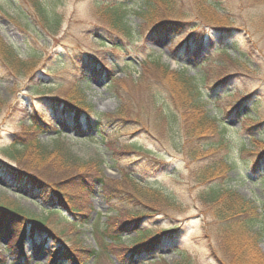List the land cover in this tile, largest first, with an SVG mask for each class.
<instances>
[{"label":"rangeland","instance_id":"obj_1","mask_svg":"<svg viewBox=\"0 0 264 264\" xmlns=\"http://www.w3.org/2000/svg\"><path fill=\"white\" fill-rule=\"evenodd\" d=\"M43 1L51 2L50 7L56 8L60 26L55 32L47 33L38 22L30 0H0V43L11 47L21 60L33 62V73L36 72L34 81L29 79V75L7 76L0 58V172L3 174L0 177V203L8 202L31 214H49L45 210L49 208L45 201L37 202L36 197L15 187L10 183L14 177L3 171L10 165L20 168L16 163H9L2 153L28 127L31 116L38 115L51 127L62 130L63 120L54 119L56 115L49 103L44 102L39 92L34 90V86L39 85L40 92L45 94L76 96L96 114L102 115V120L96 117L95 121L100 125L92 131L86 128L85 134L78 136L66 128L61 136L59 143L78 160L77 166L97 159L98 163L101 162L98 166L99 170L102 169L101 176L110 185L130 192L132 189L134 195H142L143 199L146 197L142 192L148 190L153 197L144 199V202L154 208L153 214L156 215L145 220L144 228L177 229L175 235H170L173 239H166L156 254L141 257L134 264L242 263L241 259L240 263L237 261L240 252L222 250L214 233L216 221L206 200L201 199L204 186L199 181L203 175L206 176L208 163H214L216 166L211 177L215 179L211 185L221 190L237 191L254 203L264 218V159L260 156L264 152V0H209L216 11L203 0H183L170 14L178 19L191 15L187 20L196 24V38L204 39V47L199 50L196 49L197 43H192V52L200 54V64L207 62L205 67L214 73L222 60L225 71L233 74L230 82L221 89L205 92L203 111L209 117L217 118L216 128L222 130V134L203 145L198 144V152L202 153V150L206 152L219 142L224 143L226 150L221 153L229 156L230 169L220 165L219 154L208 160L194 161L191 151L185 147L187 140L181 124L178 122L168 127L164 116V112H171L178 118L181 111L174 100L168 98L169 90L165 86L171 77L162 80L157 77L159 66L167 67L170 75L187 70L193 76L198 71L193 65L192 52L188 54L186 49L178 51L173 48L181 33H170L163 40L159 35H153L149 31L152 27L134 14L137 8L133 3L127 4L130 9L126 10L130 12L127 26L130 32L123 34L114 31L110 21L101 17L103 13L99 11L103 5L100 3L104 1ZM152 4L161 6L158 0H153ZM25 16L32 23L28 24ZM114 44L119 48L116 49ZM220 48L227 49L226 55H220ZM242 56L245 62L240 58ZM81 60L94 63L95 67L101 66L111 74L98 77L94 68H90L91 83L78 95L74 85L82 78ZM149 60L155 64L150 65V70H144L143 63L148 64ZM143 76L144 81L135 84ZM158 81L163 82L162 85ZM223 95L231 98L232 103L212 102ZM243 97H249V100L241 104ZM235 103L241 105L238 111L225 109ZM248 114L255 118H245ZM258 122L261 124L251 126ZM50 126H46L41 140L51 146L57 136L54 129L47 132ZM30 160L32 157L27 156L24 165ZM64 161L63 171H47L50 178L46 180L63 186L65 182L61 181L83 169ZM121 171L131 173L142 191L126 184ZM151 190L155 193V190H160L163 195L156 193L155 196ZM107 192L100 182H94L93 193L89 196L77 190L67 191L75 197L70 199L80 206L79 210L91 213L88 223L76 226L63 219L51 218L65 230L64 239L72 250L98 249L100 241L97 234L109 224L107 216L113 218L110 220L112 225L127 218L126 214L116 211V207L124 206L121 199L113 194L106 198ZM136 236L132 232L124 239L129 241ZM6 242L2 240L0 243V255L4 253ZM36 242L27 244V259L23 262L19 256L6 251V264H48V250L61 246L55 239L44 241L39 238ZM248 246L251 243L246 242V248ZM101 250L98 258H86L87 264H119L113 255L109 258ZM258 251L259 254L256 251L247 254L248 264H264V239L260 241Z\"/></svg>","mask_w":264,"mask_h":264},{"label":"trees","instance_id":"obj_2","mask_svg":"<svg viewBox=\"0 0 264 264\" xmlns=\"http://www.w3.org/2000/svg\"><path fill=\"white\" fill-rule=\"evenodd\" d=\"M30 1L34 4L35 17L46 32L57 31L60 26L59 17L56 8L53 9L50 7L51 2L48 4V2L43 0ZM101 1H104L100 3V6L103 5L99 11L103 13L101 17L110 21V25L113 26L114 31L118 33L125 34L130 32L127 27L129 24L128 19L130 12L128 13L126 10L130 9L129 7L127 8V4L133 3L134 7L137 8L134 14L143 18L146 24L152 27L149 31L153 33V35H159L163 40L165 36H170V33H181V35L178 36V39H180L178 41L179 43L177 42L173 47L174 50L177 49L178 51H182L186 49L189 54L192 52V43L194 42L197 43V50L204 47V39L196 38V24L193 25L192 21L187 20L191 18L190 14L187 15L186 19H178L170 15L175 6L183 0H158L161 6H158V4L153 5V0ZM203 1L210 3L209 0ZM210 6L213 9L215 8L212 2ZM161 12H165V14L162 15ZM160 15L162 16L160 17ZM24 19L28 24L32 23L30 18L25 16ZM191 26L193 28H191ZM177 40H174V42ZM114 46L116 49L119 48L118 44H114ZM218 52L220 55L224 56L228 51L225 48H220ZM192 55L193 65L198 69L193 76H190L187 70L178 71L176 73L173 72V75H170L171 71L167 67L159 66L158 68L157 77H159L160 80L168 76L171 77L168 79L165 86L169 90L168 98L170 100L173 99L177 109L181 111H179L181 118L180 116L177 118V115L171 112H164V116L168 122V127H173L174 124L178 122L181 124L187 140L185 147L191 151L190 156L194 161L208 160L210 157L212 158L219 154L220 165H224L227 169H230L228 166L230 165L228 162L229 156L221 153L226 150V145L224 143L219 142L220 145L212 146L211 149L206 152L202 150L203 154L198 152V144L202 143L201 145H203L204 142L221 136L222 130L219 131V129L216 128L218 124L217 118H211L204 113L202 102L206 95L205 92L211 89H221L230 82L233 74L225 71L226 66H224L222 60L220 65L218 67L216 66L214 73H211V71L205 67L207 62L200 64L201 59L199 53L193 51ZM0 58L5 64L7 76L11 75L18 78L22 75H29V79L34 81L33 78L36 73H33L34 63L21 60L11 47H7L0 43ZM240 58L243 59L244 62L246 61L243 56ZM80 62H82L83 65L80 70L82 78L80 81L75 82L74 85L76 87L75 93L78 95L80 93L82 94L84 87L91 83L90 75L88 74L90 68H94V74L98 77H103L105 75L109 77L111 74L110 71L107 72L101 66L95 67L94 63L90 64L87 60H81ZM148 62V64L143 63L145 66L144 70L148 68L150 70V65L155 64L150 60ZM143 64L141 63L140 66L143 67ZM144 79L145 76L135 81V84H141ZM158 82L160 85L163 83L161 81ZM44 86L46 87V85ZM34 90L39 92V96L42 97L44 102L49 103L56 115L54 119L61 118L63 120V125L61 126L62 130L51 127L46 120L38 115L31 116L28 127L21 131L15 138V143L5 148L2 153V156L8 159L9 163H16L20 168H14L10 165V168L7 170H2L6 172L7 175L14 177L13 182L10 183L14 184L15 187L27 191L32 197H36L37 202L42 200L45 201L49 207L45 210L49 214L47 216L31 214L19 206H12V204L8 202H6V204L0 203V243L2 240L7 241L4 246V253L0 255V264H6V257L4 255L6 251H10L12 254L19 256L20 262L26 261L27 244L29 241L36 244L39 238L44 241L55 239L62 246H59V249L57 248L53 251L48 250V253L50 252L48 264H87L85 261L86 258L89 260L99 257V249H102L101 251L103 252L105 251L109 258L113 255L119 264H134L141 257L143 258L144 256L156 254L166 239H173L170 235H175L177 229L170 228L168 230H159L158 228H144L145 220L156 215L153 214L155 211L154 208L151 207L150 204L144 202V199L153 197L148 193L149 191L142 192L146 197L143 199L142 195H134L133 193L135 192H133L132 189L131 191L133 193L126 191L127 189L110 185L101 176L102 169H98V166L101 164L100 161L98 163L97 159H95L96 161L91 160L90 162L77 166L79 164L78 160L74 158L73 155L66 152L59 143L62 138L61 136L65 134L66 128H70L76 135L81 136L85 134L86 128L88 131H92L99 126L100 123L96 122L95 119L98 117L99 120H102V115L96 114L88 104L82 102V100L76 99V96L74 97L70 94L66 95L61 93L52 96L53 92L45 94L40 92L39 85L34 86ZM248 98L249 97H243L241 99V104ZM212 102L216 104L218 102L232 103V99L223 95L222 98H214ZM240 107V103H235L230 104V107H226L225 109H234L238 111ZM248 117L251 119L255 118L253 114L245 116V118ZM260 124L261 123L258 122L251 126L254 127ZM46 126L51 127L47 132L54 129L53 131L57 136L51 146L41 140V135L47 128ZM215 129H217V131H215ZM27 156L32 157V160H30V163L24 165ZM260 156L264 159V152L260 153ZM64 160H68V162L74 166L83 169L79 170L81 172L77 175L61 181L63 183L65 182L63 186L60 185V183H52L46 180L50 178L47 171H63L62 169L66 164ZM208 164V169L205 172L206 176L203 175L199 181L201 185L204 186L200 196H203L201 199L206 200V205L216 221L214 233L218 236L217 238L222 245V250L233 253L232 249H235L241 254V256L237 257V261L240 263L241 259L242 263L240 264H248L247 254H249L250 251H256V253L259 254L258 245L260 241L264 239V218L261 217L262 215L258 211L259 208L251 201L242 197L237 191L232 189L221 190L211 185V182L215 179L211 177V175H214L212 173L216 165L214 163ZM121 173L125 178L124 181L126 180V184L132 185L133 189L136 191H142L135 180L132 179L133 176L131 173L126 171H121ZM2 176L3 174L0 172V177ZM90 178H93V180ZM94 182H100L102 187L109 191L107 192L106 198L113 194L121 199L124 206L123 208L116 207V211H118V214H126L127 218L120 220L119 224L112 225L110 220L113 218L107 216L109 224H106L104 230L98 232V234L96 233L100 241L98 249L76 252L69 248L68 242L64 239L65 230L61 229L62 226H59L61 224L52 221L51 218L56 217L58 219H63L73 226L80 223H88L91 220V213L79 210L80 206L74 204L70 199V197H75L68 194L67 191L77 190L89 196L93 193ZM49 189L51 191H49ZM48 191L49 194L47 193ZM155 191L163 195L160 190ZM151 192L156 196L153 190H151ZM111 208L112 210L114 209L113 207ZM113 221L118 222L119 220L114 219ZM132 232H135L137 236L131 238L129 241H125V236L127 237V235ZM251 233L254 235H250ZM102 237H104L103 240ZM246 242L251 243V246L246 248ZM243 247H245L244 250H242ZM127 260H130V262ZM157 261H153L152 263H156ZM25 264L29 263L27 262Z\"/></svg>","mask_w":264,"mask_h":264}]
</instances>
